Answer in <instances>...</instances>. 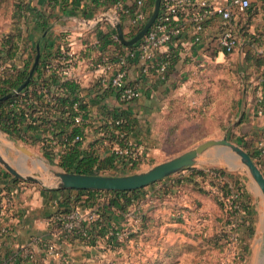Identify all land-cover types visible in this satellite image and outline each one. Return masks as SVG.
<instances>
[{"label":"rangeland","instance_id":"374dc122","mask_svg":"<svg viewBox=\"0 0 264 264\" xmlns=\"http://www.w3.org/2000/svg\"><path fill=\"white\" fill-rule=\"evenodd\" d=\"M19 1L0 0V39L16 30V25L19 23L16 17ZM153 9L154 5L151 13ZM245 18V15L242 16V20ZM247 28L243 26L241 29L240 44L232 53L225 55L219 53L216 56V52L211 50L210 57L185 58V72L179 76L180 80L177 79L172 90L162 91L165 94L167 108L150 120L152 127L149 133L152 134L150 135V147L145 146L149 151L148 155L142 158L143 161L137 168L121 169L117 172L133 173L146 170L210 138L227 136L248 151L253 143L252 140L250 138L246 140L242 135L241 138L247 141L243 143L237 135L246 133L245 131L249 128V124L245 123L244 111L246 101L248 102L251 96L248 92L254 90L252 93L256 97L258 91L256 76L264 66V54L259 56L261 54L258 52L264 49V35L257 36L251 32L249 27ZM245 31H248L246 36ZM253 34L256 36L252 37ZM6 134L9 133L0 129V153L13 165L23 168L26 173H35L44 181V184L21 180L33 182L38 187L56 185L57 178L37 159L21 152L13 143L5 139L3 135ZM16 139L40 155L42 161L55 167L60 166L57 162L50 160L38 144ZM252 157L264 172V159L255 158L253 155ZM228 158L236 165H232ZM191 166L195 169L205 168L210 172L212 180L215 181L212 182L214 185L209 179L201 182L206 189H210L209 195L198 193L199 191L191 189L192 186L183 189L171 200V204L177 205L176 209H179L177 211L174 208L171 209L173 212L169 219L174 223L170 226L171 229L163 224L162 231L157 233L156 223H151V226L146 227L152 232L148 234L149 238L146 240H149L150 244L147 243L144 246V242L139 243L138 240H132L129 243V245L132 244L131 247L121 244L109 250L105 248L106 250H102L103 254L89 264H259L264 255V228H261V220L264 217V195L251 173L244 170L239 158L232 157L228 148L220 150L218 147H212L202 153L197 162ZM189 167L171 174V179L188 177L191 173ZM0 168L9 173L2 163H0ZM216 168L224 170V174L221 173L223 180L217 179L218 172L214 170ZM224 183H228L231 188L227 194L221 189V184ZM161 184L157 182L154 186L147 187L145 191L148 196H150L149 190L152 188L158 190ZM222 192L225 197L236 192V196L249 206L247 212L252 218L254 232L245 236L243 242L241 239L233 242V232H237L235 226H232V222L225 221L226 218L222 216L223 211H226L225 197L221 198ZM106 198V195L101 197L102 200ZM184 203H189L187 206L189 210L179 208ZM78 207L83 211L90 209L82 204ZM132 208L137 211L136 205ZM161 209L170 211L168 206ZM213 212L215 216L212 215ZM210 217L216 219L214 224ZM219 217H222L221 222H217ZM135 219L136 224L134 225L138 228L142 221L139 219L135 221ZM209 221L212 228L214 227V232L226 230L228 233L224 247L223 242L219 246L211 245L216 241L211 239L209 242L204 234L205 226L208 227ZM125 225L130 226L131 224L126 223ZM146 225L149 223L147 222ZM54 241L60 249L67 253L68 264H72L70 255L74 256L75 251L62 247L56 240ZM156 241L159 244L155 245ZM240 252L241 255L243 254L242 258ZM47 257L58 259L49 253Z\"/></svg>","mask_w":264,"mask_h":264},{"label":"trees","instance_id":"16d2710c","mask_svg":"<svg viewBox=\"0 0 264 264\" xmlns=\"http://www.w3.org/2000/svg\"><path fill=\"white\" fill-rule=\"evenodd\" d=\"M119 1L126 2V0H91L93 6H101V9L108 8L112 3ZM146 2L150 8H152L153 5L155 6V0H147ZM131 9L133 10V6H131ZM43 16L44 13L36 9V7L31 5L27 0H20L17 4L16 17L19 23L16 25V30L7 33L0 39V97L9 92H13V89L18 88L27 79L36 58L38 47L33 46V55L26 58L23 64H18L16 55L19 49H21L20 43L24 30L22 23L23 21H28L29 19L34 18L32 27L42 30V33L45 31L49 32V26ZM126 17H128L126 14L120 15L122 21H124ZM249 22L250 21H247L244 25L246 29H248ZM242 28L238 31L239 35ZM47 35L48 33L42 35L38 40V44L40 45V59L29 82L23 87L22 91L18 93L13 92L10 96L0 102V129L18 139L38 144L43 152L49 156L50 160L57 162L62 168L69 171L117 175L128 173H119L117 172L118 170L137 168L143 161V155L140 154L139 156H136L133 153L121 154L116 152L114 147L116 144L124 146L131 138L136 139L137 137H135V135L142 132V130H139L138 127H136L139 125L140 120L129 110V107L126 106L130 101L120 100L118 98V91L115 87H103L97 98H103L108 89H113L120 105L113 107H100V120L95 129L97 131H102L107 135L93 138L85 143L87 138L84 131L85 125H73V115L75 113L73 102L77 99V96L80 95V91L78 90L79 83L76 79L61 78L54 68H51V71L46 73L47 66L51 65L53 60L61 59L62 56L60 45L56 46L54 43H49ZM246 35H248V31H245V36ZM255 36L256 35L254 34L252 35V37ZM116 43L123 44L121 40ZM212 50L217 53L215 45H213ZM170 53V65L166 71L161 74L166 77L172 70L173 64L178 59L179 52L177 46L171 48ZM163 58H165V56H161V59ZM55 83L66 89V93L56 95L53 103H47L45 102L43 94L37 91V87L41 84H46L50 88L51 85ZM95 84H97V82ZM83 105L88 107V103H83ZM88 112H90V107L88 108ZM90 125H93V122L86 123V127H89ZM64 132L67 134V139L60 138L61 134ZM76 134H81L82 138L75 141L74 137ZM246 140H244L243 143H246ZM106 142H108L109 152H106ZM104 144L106 146H104ZM102 146H104L105 152H101L100 148ZM56 147L60 149L58 157L57 152L55 151ZM250 148L248 149V152L255 158H258L259 154L253 150L252 147ZM189 168L191 169V173L188 177L183 176L178 179H171L172 175H169L157 181L162 183L161 187L155 191L157 196L163 197L175 195L182 192L183 189H187L189 186L193 187L191 189L208 194L210 189H206L201 185V182L208 179L212 180L210 172L205 168L195 169L193 166H190ZM214 170H216L221 176V173L224 174V170L221 168H216ZM218 174H216V176ZM218 177L219 176H217V179ZM2 181L5 182V184H3V189H6V193L9 194L11 193V185H16L18 182H22L21 179L14 177L0 168V191L3 190V186L1 185ZM213 181L214 180H212L211 183ZM212 185L214 184L212 183ZM143 189H145V187L131 190L89 188L58 189L57 191L62 194L63 204L52 214L50 220V228L56 229L58 234L56 241H59L60 243L71 242L75 238H78L82 243L97 245L99 240H104V243L106 244L105 248L107 249L121 244L125 245L129 243L130 240H138L142 234L143 228L150 219L147 210H143V208H141L140 211L138 210V206L143 200ZM221 189L225 194L231 190L228 183L221 184ZM103 195L107 196L105 200L101 199ZM237 199L240 201V211H238V213L236 212V209L233 212L223 211L222 216L223 218H226L225 221H228L229 223L232 222L234 216L238 218L235 230L239 234L238 238L243 242L245 236L248 234L251 235L254 232V229L252 218L251 216H248L249 213L247 212L249 206L244 203L245 201L243 202L242 199ZM81 204L90 208L95 207L99 212V218L89 222L82 221L80 226L68 230L59 216L71 213L76 206ZM133 205L137 206V211H134L136 213H133L134 218L142 221L138 228L134 227V224L129 226L122 223L129 212L132 211ZM221 205L223 206V203ZM220 219H222V217H219L217 222H221ZM9 227L10 232L7 234L0 233V264H40V259L38 258L37 252L32 244L19 245L14 250L9 249L4 253L1 252V248L5 246L6 241L14 235V233L12 234L11 232L14 230L13 222H9ZM213 228L210 232L206 233L207 239H209V242H211V239L216 241L212 242L213 244L211 245L213 246H219L220 243L223 242L222 246L224 247L228 233H226V230L214 232ZM41 237V242L36 244L45 253H43L44 257H42V259H44L48 257L42 241L54 239L46 236ZM26 248L29 249V255L27 256L23 254ZM240 256L241 258L243 257L241 252ZM49 261L51 264H68L66 262H61L60 260L56 262L51 257Z\"/></svg>","mask_w":264,"mask_h":264},{"label":"crops","instance_id":"0c3cea01","mask_svg":"<svg viewBox=\"0 0 264 264\" xmlns=\"http://www.w3.org/2000/svg\"><path fill=\"white\" fill-rule=\"evenodd\" d=\"M27 1L36 7V9L44 13L43 17L44 20L47 21L49 32L45 31L42 33V30L32 27L34 18L30 17L31 19L28 21H23L22 26L24 30L20 43L21 49H19L16 55L18 64H23L26 58L33 55V46L38 47L39 38L46 33H48L47 37L49 43H54L56 46L63 45L71 48L74 52V55H76L78 58L76 66V73L78 75L77 81L79 83L78 90L80 91L79 93L88 100L91 115L90 118L91 122H93V125H90L84 130L85 136L87 137L85 143L92 140L93 138L107 135L106 133L104 134L102 131H97L95 129L97 127L98 121L100 120V107L119 106L120 103L113 89H108L103 98H97L98 94L96 95L94 93V84L97 80L99 71L98 69L93 68L92 65H89L88 62L91 59L103 60V58L106 57L116 64L119 55L127 51V49L133 46L135 43L126 44L121 40L123 44H117L116 42L119 40L115 39V35L117 34L118 29L116 28V25H114L113 20L109 17H97L102 14L104 10L108 11V9H101V6H93L91 0ZM244 15L246 18L242 20V16ZM118 19L124 30L125 37L127 39L133 37L136 33L130 28L128 17H126L124 21L120 19V16H118ZM235 19L234 20L238 26V29L242 28L247 23V21H250L248 27L250 30H252L251 32H254L257 34V36H261V34L264 35V0H252V6L250 9L242 14L237 15ZM217 22V19H214L211 22L207 28L204 40L200 41L199 43H194L188 35L181 39L182 43L180 42V45L177 46L179 52L178 59L173 64L172 70L168 73L167 77L159 73L138 75V59L131 58L129 60L128 79L131 82H134V80H136L138 77V80L141 81L140 89L142 92L139 98L130 101L126 105L129 107V110L140 120L139 125L136 127H138L139 130H142V132H138V135H135V137H137L136 139L131 138L130 141L124 145L126 146L129 143L134 144L132 147V152L129 154H141L144 157L148 155L149 151L147 148H145V146L150 147V135H152L149 134L152 128L150 125V120L152 117L156 116L157 113H161L167 108V101L164 98L165 94L162 91L168 92L169 90H172V86L176 84L179 76L185 72V58H204V56L210 57L212 47H207V40L212 39ZM219 53L221 55L226 54L217 52L216 56H218ZM258 53L261 54L259 56H262L264 54V49L262 52L259 50ZM253 91L254 90H252V92ZM252 92H248L251 96L248 98L249 101H246V107L244 111V115L246 117L245 123L249 124V128L247 131H245L246 133L240 134V136L237 135V137H239L242 141H244L243 138H241L242 135H244L246 139L250 138L253 141L254 138H256L264 129V117L258 116L255 112V95H253ZM258 92L259 91H257V94ZM106 144L107 146L104 144V146L107 148L106 152H109L110 150L108 142H106ZM117 145L119 144L114 145V147L116 148ZM104 146L100 148L101 152H105ZM252 146L253 143L251 147ZM1 183V185L5 184L3 181ZM154 185L155 184H149L144 186L145 189L142 191L143 200L138 206L139 211L141 208H143V210H147V214L150 217L148 220L149 225H146L143 228L142 234L138 239L139 243H141V241L144 242V246L147 243L150 244V241L146 240L149 238L148 234H151L152 232L148 231L146 227L151 226V223H156V226L158 227L156 228L157 233L160 230L162 231L163 224H166L169 226L167 228L171 229L170 226L174 224L172 220L169 219V216L173 212L171 209L174 208L177 211V205H173V203L171 204V200L180 193L179 192L175 195L158 197L155 193L157 189L152 188L149 190L150 196H148V193L145 190H147V187H152ZM10 187L13 195V205L11 212L9 213L10 215L8 221L13 222L14 224V235L6 241L5 246L1 248V252L4 253L9 249L14 250L19 245L32 244L37 252L38 258L40 259V264H51L49 258L42 259L45 253L37 246L35 238L39 236L52 237L54 240L58 238L56 229L50 228V220L52 214L58 210L60 205L63 204L62 194L57 191L58 189L38 187L35 186L33 182L23 180L22 182H18L16 185H11ZM1 192L5 193L6 190H2ZM198 195L202 196L200 194ZM205 195L207 196L208 194ZM148 197L152 199H149ZM209 201L213 204L211 200ZM166 206L170 207V211L161 209ZM187 206H189V203H184V205L181 204L179 208L189 210ZM84 207L87 206L84 205ZM134 211L135 210L132 209V211H130L132 213L129 212L122 223H128L132 225L136 224L134 223L135 218L133 215L136 213ZM212 215L215 216V213L213 212ZM136 220L138 221V219H135V221ZM210 220H212V224H214L216 219L211 218ZM212 224H210L209 221L208 227L205 226L206 231H204V234L212 230ZM133 226L136 227V225ZM131 241L132 240H130V242ZM57 242L62 247H66L67 249H72V251H75L74 256L72 254L70 255L72 264H89V262L95 261V259L100 254H103V249L106 250V244L104 243V240H99L97 245L82 243L78 238H75L71 242ZM129 243L126 245H129ZM157 244H159V242L157 243L156 241L155 245ZM131 245L132 244L129 246L131 247ZM107 250H109V248H107ZM58 259L54 260L58 262Z\"/></svg>","mask_w":264,"mask_h":264},{"label":"built area","instance_id":"2783aa9c","mask_svg":"<svg viewBox=\"0 0 264 264\" xmlns=\"http://www.w3.org/2000/svg\"><path fill=\"white\" fill-rule=\"evenodd\" d=\"M146 1L126 0V2H115L107 8L108 11L104 10L97 17H109L116 25V23H120L118 16L126 14L130 28L137 33L151 15V8ZM251 5L252 0H162L159 14L148 31L127 51L119 55L116 64L106 57L103 60H89V65L99 71L96 80L97 84L94 85V93L97 95L101 93L103 87L112 86L116 88L118 98L122 101H132L139 98L142 94L140 89L141 81L138 80V77L134 82L128 79L129 60L131 58L138 59V75H148L155 72L163 74L170 65V49L180 45V42L182 43L181 39L186 35L190 36L194 43L204 40L207 28L214 19H217L218 22L212 39L207 40V47L215 45L217 52L232 53L240 44L239 29L235 22V17L246 12ZM131 6H133V10ZM115 39L121 40L118 32L115 35ZM60 47L62 52L61 59H55L51 65H48L46 73H49L50 69L54 68L61 78L77 80L76 66L78 58L74 55L71 48L63 45ZM161 56H165V58L161 59ZM256 85L259 92L254 98L256 103L255 112L258 116L264 117V66L256 76ZM12 91L14 93L20 92L17 88ZM37 91L43 94L47 103H53L56 95L66 93V89L56 83L51 85L50 88L46 84H41L37 87ZM83 103H88V100L81 94L73 102L75 111L73 125H85L84 128L87 129L86 123L91 122V115L88 112L89 104L88 107H85ZM60 138L67 139L66 132L62 133ZM81 138V134H76L74 140H80ZM252 142L253 149L259 154L258 157L261 160L264 159V129ZM133 145V143H129L126 146L117 145L115 149L118 153L129 154L132 152ZM55 151L58 157L60 149L56 147ZM217 176H219L218 179L223 180L221 175L218 174ZM224 197V194L223 196L221 195V198ZM237 198L236 192L228 194L224 198L226 211L233 212L235 209L237 213L240 211V201ZM12 205V191L10 194L0 191V233L7 234L10 232L8 218ZM59 218L62 219L65 227L70 230L80 226L82 221L97 220L99 212L95 207L83 211L82 208L80 209L76 206L71 213L61 215ZM237 221L238 218L234 216L232 226H236ZM11 232L13 234L14 230ZM238 235V232H233V242L239 239ZM41 240V236L35 238L36 243L41 242ZM42 244L46 253L54 256V258H59L61 262L69 263L67 253L60 249L54 240H43ZM23 254L25 256L29 255V249L26 248Z\"/></svg>","mask_w":264,"mask_h":264},{"label":"water","instance_id":"95a60500","mask_svg":"<svg viewBox=\"0 0 264 264\" xmlns=\"http://www.w3.org/2000/svg\"><path fill=\"white\" fill-rule=\"evenodd\" d=\"M162 0H155L154 10L144 24V26L131 38L127 39L124 34V30L121 24L116 23V28L120 35L121 40L126 44L136 43L150 28L155 19L157 18ZM40 45H38V52L30 70V73L25 80L17 89L20 91L31 79L34 70L40 59ZM12 92L0 97V102L10 96ZM5 139L13 143V145L21 152L29 155L32 158L41 159V156L31 150L26 145H23L19 140L12 137L9 134L3 135ZM212 147H218L220 150L230 149V154L233 158H239L244 170L251 173L262 194L264 195V172L255 162L252 155L241 145L229 139L227 136L222 138H210L206 139L197 145L175 155L169 159L161 161L150 168L138 172L128 174H96V173H85L69 171L61 166H52L47 164L48 171H50L56 178V185H44L49 189H61V188H82V189H104V190H131L140 187L147 186L153 182H156L164 177L179 172L184 168L193 165L197 162L198 157ZM228 161L232 165H236L233 160L228 158ZM0 163H2L7 171L23 180H30L40 184H44V181L38 177L35 173H26L21 167L15 166L4 158L0 153ZM261 228H264V217L262 218ZM259 264H264V255Z\"/></svg>","mask_w":264,"mask_h":264},{"label":"bare ground","instance_id":"6f19581e","mask_svg":"<svg viewBox=\"0 0 264 264\" xmlns=\"http://www.w3.org/2000/svg\"><path fill=\"white\" fill-rule=\"evenodd\" d=\"M36 159H37V161H39V163L42 164V166H44V168H45L46 170H48V168H47V164H46L44 161H42L41 159H38V158H36Z\"/></svg>","mask_w":264,"mask_h":264}]
</instances>
